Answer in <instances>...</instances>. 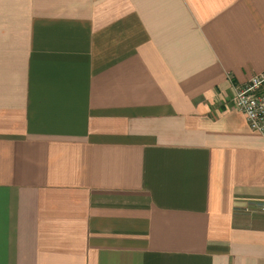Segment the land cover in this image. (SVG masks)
Masks as SVG:
<instances>
[{
	"label": "crops",
	"instance_id": "1",
	"mask_svg": "<svg viewBox=\"0 0 264 264\" xmlns=\"http://www.w3.org/2000/svg\"><path fill=\"white\" fill-rule=\"evenodd\" d=\"M264 0H0V264H264Z\"/></svg>",
	"mask_w": 264,
	"mask_h": 264
},
{
	"label": "built area",
	"instance_id": "2",
	"mask_svg": "<svg viewBox=\"0 0 264 264\" xmlns=\"http://www.w3.org/2000/svg\"><path fill=\"white\" fill-rule=\"evenodd\" d=\"M232 102L245 116L249 129L264 134V71L251 75L244 83L233 84Z\"/></svg>",
	"mask_w": 264,
	"mask_h": 264
}]
</instances>
